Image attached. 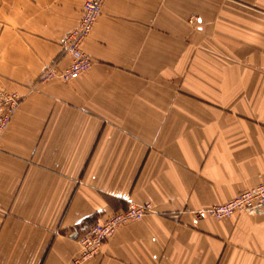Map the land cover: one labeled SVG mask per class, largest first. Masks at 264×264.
<instances>
[{
  "label": "crops",
  "instance_id": "1",
  "mask_svg": "<svg viewBox=\"0 0 264 264\" xmlns=\"http://www.w3.org/2000/svg\"><path fill=\"white\" fill-rule=\"evenodd\" d=\"M84 0H0V264H77V238L130 202L79 264H264V210L196 218L264 181V0H105L70 57Z\"/></svg>",
  "mask_w": 264,
  "mask_h": 264
},
{
  "label": "built area",
  "instance_id": "2",
  "mask_svg": "<svg viewBox=\"0 0 264 264\" xmlns=\"http://www.w3.org/2000/svg\"><path fill=\"white\" fill-rule=\"evenodd\" d=\"M105 0H84L78 23L61 40L62 53L70 57L68 65L58 69L55 62L48 65L40 74L38 82H47L54 78L70 81L84 74L91 66L90 57L83 51L82 43L90 34ZM22 96L15 91L0 88V139L9 127L17 111ZM260 208L264 210V181L239 192L232 199L205 208L190 210L196 218L212 217L226 219L240 211ZM150 203L137 204L130 202L120 211L113 212L102 221L96 222L90 229L77 238L81 248V256L75 259L77 264L93 258L104 242L118 227L133 220H140L145 215L153 213Z\"/></svg>",
  "mask_w": 264,
  "mask_h": 264
}]
</instances>
